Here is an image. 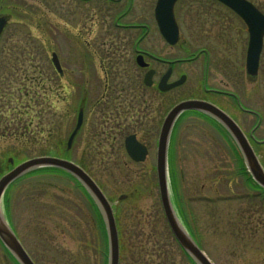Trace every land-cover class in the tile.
I'll return each instance as SVG.
<instances>
[{"label":"rangeland","instance_id":"1","mask_svg":"<svg viewBox=\"0 0 264 264\" xmlns=\"http://www.w3.org/2000/svg\"><path fill=\"white\" fill-rule=\"evenodd\" d=\"M132 1L134 19L140 20L139 14L145 13L147 20L146 13H150L155 0ZM188 1L176 3L180 33L175 45L167 47L152 28L140 46L181 57L208 46L214 54L221 47L219 42H202L195 25L189 24L192 18L187 23L189 16H183L181 5ZM249 1L264 14V0ZM123 3L124 0L121 4L106 0H0V14L8 18L0 37V159H4L0 173L10 155L16 159L27 156L23 148L28 147V155L36 153L42 142L43 151H38L49 155L58 140L61 148L65 147L72 122L67 87L74 59L78 78L83 73L81 58H75L74 53H93V69L98 68V58H105L129 88L110 92L109 102L116 104L111 111L95 114L90 111V103L102 93L99 75V86L89 93L84 128L68 156L86 168L111 204L119 238V264H191L162 212L154 154L146 161L132 162L122 142L128 133L142 127L133 111L139 106V114L144 116V100L151 98L157 106H163L193 91L197 93L199 90L194 88L201 79L202 65L192 62L182 68L188 78L180 90L151 94L134 78L135 65L125 58L131 54L128 42L140 30L122 31L110 24L115 12L125 7ZM227 21L232 30L228 34L230 60L213 55L207 82L235 92L242 104L260 115L254 136L261 141L264 41L257 79L249 81L244 66L247 31L239 20ZM52 52L60 62V77L50 60ZM220 55L227 52L223 50ZM130 78L133 81L129 82ZM76 92L80 101L83 94L79 87ZM215 102L242 123L246 133L255 125V114L246 116L235 111L231 102L220 96ZM24 105L31 120L27 137L23 138L27 144L20 140V123L15 114L24 110ZM39 117L41 133L36 123ZM179 128L173 139V166L166 165L171 201L178 217L214 264H264V193L248 179L241 158L230 148L231 140L197 119L189 118ZM140 135L146 137L142 131ZM151 141L152 138L149 145ZM254 148L264 168V141ZM75 181L65 174L47 172L27 181L19 180L9 191L8 220L35 264H107L106 235L98 212ZM0 264H16L1 242Z\"/></svg>","mask_w":264,"mask_h":264},{"label":"flooded vegetation","instance_id":"2","mask_svg":"<svg viewBox=\"0 0 264 264\" xmlns=\"http://www.w3.org/2000/svg\"><path fill=\"white\" fill-rule=\"evenodd\" d=\"M80 2H89L90 0H79ZM155 0L153 2V5L150 9V13H146L149 15V18L146 20V16L143 14H139L138 19L140 20H135L133 16H135V14H133L132 10V4L133 1L132 0H124L125 7L121 10V11H116L115 12V16L113 17L112 21H110V24L113 26L114 29H119L122 31H126V30H140L139 32H136V35L133 39H131V41H129L128 45L131 48V54L127 53V57H125L127 59V61H130L131 65L133 66V64L135 65L136 71L134 70L135 73V79L138 80V82H141L145 89L150 91L151 94H166L168 92H172L175 90H180V88L184 87L185 82L187 81L188 75L187 73L182 69L184 68L186 65H189L192 62H199L202 65V72H201V79L199 80V82L197 83V87L194 89H198L199 91H193L194 93L192 95H186V96H181L180 98L176 99V101L171 102L170 104L167 105H163L160 104V106H157V103L155 101H152V99L150 98V101H143L144 106L141 108V110L144 109V111L142 113H144V116H140L139 114V106H137L136 111H133V113L137 112V116L139 118V122L141 123L142 127H139V130L137 131H132L131 133H128L126 136L128 135H134L135 138L142 143L145 148H146V155L143 161H146L150 154H154V170L156 168V152H157V143H158V137H159V133H160V129H161V124H162V120H164L166 114L168 113L169 110H171V108L179 103L180 101L183 100H187V99H196V100H200L201 101H205L207 103H210L214 106H216L217 108L221 109L223 112H225L227 115H229L235 122L236 124L239 126V128L242 130V133H244L245 137L248 139L249 143L252 145L251 147H253L254 151L255 148L254 146L256 144H258V142H263L262 140H258L255 136H254V132L257 129V127L251 132L252 127H254L253 125L250 127L249 131L246 133L244 130V127L242 123H240L239 121H237V119L235 117H233V115L231 116V113H229L224 107L220 106L218 103L215 102V98L217 96L223 97L225 99H227L229 101V103L231 102V105H233L232 107L235 109V111H239L241 112V114H245L247 116V114H251V116L253 114H255V112L253 111V109L251 108H247L244 104H242V102L239 100V102L237 101V94L233 91H231L230 89H226V88H218V87H212L209 86L207 80H208V63L210 61V59H212L213 55L215 56V54H218V57H222L224 61H226L225 59H229L230 60V52H229V41H230V37L228 36L229 32L232 31L230 29L231 26V22L227 21V19L233 18V19H237V21L239 20V22H241L244 26V22L241 20V18L239 16L236 15V13L234 11H232L228 6L222 4L220 1L218 0H189L188 3H184L183 5H181L182 12H183V16L187 17L185 20L188 23V18H192L191 21L189 22V24H194L195 25V29L198 30L197 33H199L201 35V37H199V39L203 38L202 42H205L206 44H210V40L215 42H219V45L222 47V43H223V48L219 47L216 51H214V54L212 53L210 47L206 46L203 48H199L193 52H191V54H185L187 56H172V55H168L167 53H163V52H155V49H151L149 48L144 49L142 48L140 45L143 42V40H145L148 36V34L150 32H152V28H155L159 35H160V40L163 41V43L168 47H172L175 44H170L161 34V32L158 30V22H157V18H156V14H155V4H156ZM179 0H177L173 6V16L176 22V26L178 27V38H179V33H180V26L178 23V15H177V11L175 9L176 7V3ZM106 2H112L113 4H121L123 2V0H106ZM132 13L131 17L130 14ZM224 13V14H222ZM228 16V17H227ZM128 17H130V19H128ZM8 22V18L6 17V24ZM234 26L236 25V21H234ZM6 26V25H5ZM233 26V25H232ZM243 28V27H242ZM246 29V26H245ZM3 31V30H2ZM2 31L0 33V37L2 34ZM247 31V30H246ZM177 38V40H178ZM263 41H264V37H263ZM222 42V43H221ZM221 43V44H220ZM262 45V44H261ZM228 47V48H227ZM262 49H263V45H262ZM261 49V51H262ZM227 52V55L223 56L220 55L222 51ZM114 55V54H113ZM119 55V54H117ZM260 55V54H259ZM94 54L93 53H74V57H79L81 58V65L83 66V70H81V72L83 71V73L79 76H77L76 74V60L74 59V68L72 69L71 73H70V79H69V83H68V92H69V104H70V120L72 121L70 123V131H69V135L68 137L74 132V135L72 137V140L70 143H68V137L65 143V147L61 148V143L58 140L57 142H55L54 144V148L52 149L51 153L47 156H54V157H59V158H63L66 160H69L77 165H79L81 168H83L84 171L87 172L86 168L83 167V165L81 166V164L77 163L75 160L70 159L68 156V153L73 150L74 148V143L75 140L77 138V136L81 133L82 129L84 128L85 125V117H86V106L88 103V98H89V93L92 89H95V87L99 86V78L102 77V82H103V89H102V93L101 95L95 99L92 103H90L91 105V110L95 112V114H100L105 112L107 109H109L111 111L112 106H114L116 103H113V101H110V98L112 97L110 92H119L121 90H124V88L127 86L129 88V86L127 84H125V82L123 81L124 78L122 76H119L117 71L113 68V66L111 65V63H106V59L105 58H98V68L93 69L92 68V59H93ZM124 56V54H123ZM261 56V55H260ZM133 62V63H132ZM259 64H260V59H259ZM259 68V66H258ZM258 73V72H257ZM58 77L61 76L62 71L61 72H57ZM101 75V77L99 76ZM81 77V78H80ZM247 79L249 81L252 80H256L257 79V75L252 77V76H248L246 75ZM123 79V80H122ZM59 80V78H58ZM22 81H24V79L22 78ZM133 81L130 78L131 82ZM138 82H135V84H137ZM149 82V83H147ZM177 82L176 85H171L173 83ZM139 85V84H137ZM171 86V87H170ZM79 87L80 92L83 94L81 97L80 101H77V96L75 95L77 92V88ZM130 87H132V84L130 83ZM121 93V92H120ZM215 97V98H214ZM138 99V97H137ZM239 99V97H238ZM239 103V104H238ZM25 106V105H24ZM27 106H25L24 110H20L19 112H16L15 114L18 117L19 123H20V127L19 130L21 132V138L20 140H22L24 137H27V133L29 130V123H30V119L28 118L27 115ZM111 108V109H110ZM115 109H117L115 107ZM132 114V113H130ZM81 116V122L80 125L77 127V122H78V116ZM255 116V115H254ZM158 118V119H157ZM190 120H199L202 121L204 124H206L207 126L213 128L214 130H217L218 135L220 136L222 132V136H224V138L227 139V141L231 140V147L233 150V154H237L239 155V151L237 149V147L235 146V144L233 143L232 139L230 138V136L226 133V131L224 130V128H222V126L216 122L213 118H211L209 115L197 111V110H185L182 111L178 117L175 119L174 125L172 127L169 139L168 141V146H167V167H171V164L173 166L172 163V157H173V152L176 149L175 145H174V138L176 136V132L180 131L179 127H182V125L184 124V122L189 119ZM262 119V116H261ZM258 120V119H257ZM256 120V121H257ZM42 118H38L37 119V126L39 127L38 132H42V124H41ZM32 123V122H31ZM59 124L56 126V128L58 129ZM12 131H16L14 128H11ZM143 132V134H145L146 137H141L140 132ZM125 136V137H126ZM124 137V138H125ZM150 138H152L151 141V145H149V140ZM225 139V140H226ZM23 142H25V140L23 139ZM124 142V140H123ZM122 142V143H123ZM26 143V142H25ZM24 143V144H25ZM27 144V143H26ZM23 148V147H22ZM43 149V144L42 142L40 143V146L38 144L37 148H36V153H31L28 155L29 153V149L28 147L23 148V154L27 155L25 157H21L20 159H16V157L10 155L9 157H7L5 159V166L4 170L1 171L0 173V177L2 175H4L6 172H8L9 170H11L12 168H14L17 164L33 159V158H37V157H41V156H46L43 152H39L38 150H42ZM63 149V154L60 153V151H62ZM123 149H124V153L126 154V156L133 162H142V161H135L134 159L132 160V158L126 153V149H125V144L123 143ZM28 150V152H27ZM43 151V150H42ZM65 152V153H64ZM256 152V151H255ZM58 153V154H56ZM54 154V155H53ZM56 154V155H55ZM240 156V155H239ZM0 162H4V159L1 158ZM51 173V174H55V173H59V174H65L71 178H74L73 176H71L70 174H68L67 172L58 169V168H44V167H40V168H35L32 169L30 171H27L25 173H23L22 175L16 177L13 181H11V183H9V185L6 187L5 189V193H4V198L6 199L7 203L9 200V191L12 189V185H14L16 182L20 181H27L31 178L34 177H39L40 175H43L45 173ZM88 173V172H87ZM38 179V178H35ZM75 179V178H74ZM76 180V179H75ZM78 186L83 190V192H85L84 188L77 182L75 181ZM86 195V192H85ZM88 197V195H87ZM89 198V197H88ZM90 200V199H89ZM91 202V201H90Z\"/></svg>","mask_w":264,"mask_h":264},{"label":"water","instance_id":"3","mask_svg":"<svg viewBox=\"0 0 264 264\" xmlns=\"http://www.w3.org/2000/svg\"><path fill=\"white\" fill-rule=\"evenodd\" d=\"M232 9L245 23L248 31V42L245 55V71L248 76L256 75L259 65V57L262 48L264 34V14L248 0H218ZM176 0H157L155 7L158 30L163 37L170 43L174 44L178 38V27L173 16V6ZM6 22V19L0 16V32ZM51 62L55 69L61 72V67L57 55L51 54ZM149 83V82H147ZM177 82L171 84L176 85ZM171 87V86H170ZM194 109L209 115L216 120L230 134L237 145L248 173L251 178L264 188V169L260 164L253 148L242 133L238 125L221 109L205 101L188 99L180 101L174 105L165 116L161 125L157 152H156V178L159 192L162 212L168 224V227L175 240L195 264H214L206 253L196 244L192 236L186 230L182 221L178 217L170 196L167 173V146L170 131L177 116L184 110ZM81 116H78L77 127L80 125ZM74 132L68 138L71 142ZM126 153L132 160L143 161L146 155V148L137 141L134 135H128L124 142ZM40 167L60 168L74 176L87 193L92 198L102 217L106 240H107V264H119V244L118 234L115 224V218L111 204L102 193L96 182L88 175L83 168L75 163L58 157L41 156L21 162L12 170L0 178V241L12 254L19 264H35L20 240L17 238L13 229L7 221L2 205V196L6 186L21 174ZM122 197V196H121Z\"/></svg>","mask_w":264,"mask_h":264},{"label":"trees","instance_id":"4","mask_svg":"<svg viewBox=\"0 0 264 264\" xmlns=\"http://www.w3.org/2000/svg\"><path fill=\"white\" fill-rule=\"evenodd\" d=\"M6 203V206H7V201L5 202ZM7 209H8V207H6ZM102 223V222H101ZM103 233L105 234V232H104V229H103ZM9 256H10V254H9ZM11 257V256H10ZM11 259L14 261V259L11 257ZM189 260V259H188ZM15 262V261H14Z\"/></svg>","mask_w":264,"mask_h":264}]
</instances>
